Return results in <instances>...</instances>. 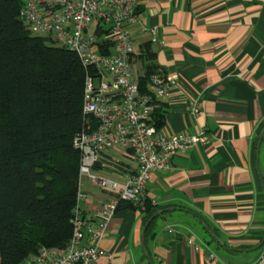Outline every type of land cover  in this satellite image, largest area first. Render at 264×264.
Returning <instances> with one entry per match:
<instances>
[{
    "label": "crops",
    "instance_id": "1",
    "mask_svg": "<svg viewBox=\"0 0 264 264\" xmlns=\"http://www.w3.org/2000/svg\"><path fill=\"white\" fill-rule=\"evenodd\" d=\"M127 25L136 53L147 43L177 80L157 99L165 130L203 131L205 140L178 149L169 169L151 172L145 192L163 211L153 235L144 231L142 244V210L119 209L100 242L105 254L93 264H253L264 248V133L256 152L264 127V0H137ZM193 102L199 110L191 115ZM112 148L106 153L119 158L120 170L99 171L120 179L136 160ZM81 189L88 193L81 211L95 215L109 194L86 176ZM196 223L209 232L202 236Z\"/></svg>",
    "mask_w": 264,
    "mask_h": 264
},
{
    "label": "trees",
    "instance_id": "2",
    "mask_svg": "<svg viewBox=\"0 0 264 264\" xmlns=\"http://www.w3.org/2000/svg\"><path fill=\"white\" fill-rule=\"evenodd\" d=\"M21 6L22 0H0V264H22L41 247L67 246L80 161L72 140L85 123V69L77 54L33 32L20 17ZM136 54L139 90L145 93L149 76L160 68L147 43ZM163 121L155 107L149 122L160 127ZM123 208L137 209L119 200L117 210ZM161 209L146 197L145 238L153 235ZM196 225L201 235L209 232Z\"/></svg>",
    "mask_w": 264,
    "mask_h": 264
},
{
    "label": "built area",
    "instance_id": "3",
    "mask_svg": "<svg viewBox=\"0 0 264 264\" xmlns=\"http://www.w3.org/2000/svg\"><path fill=\"white\" fill-rule=\"evenodd\" d=\"M136 6L137 0H22L20 17L29 28L75 51L85 69V123L72 140L80 152L72 235L63 250L41 247L22 264H93L105 254L100 242L117 211L118 201L143 209L148 197L145 185L151 172L169 169L171 157L178 149L205 140L203 131L178 135L149 122L157 99L177 87V80L158 69L149 76V91L140 92L131 61L137 49L127 25ZM99 28L104 30L98 35ZM157 30L155 26L149 29L151 40L157 39ZM198 110L194 102L189 107L191 115ZM112 147L130 151L136 160L135 167L125 171L120 179L99 171L120 170L116 166L119 158L106 153ZM97 163L99 168L94 167ZM83 176L109 194L90 217L80 207L88 197L81 189ZM263 263L264 248L253 264Z\"/></svg>",
    "mask_w": 264,
    "mask_h": 264
},
{
    "label": "water",
    "instance_id": "4",
    "mask_svg": "<svg viewBox=\"0 0 264 264\" xmlns=\"http://www.w3.org/2000/svg\"><path fill=\"white\" fill-rule=\"evenodd\" d=\"M263 133H264V127L262 128V130H261V132H260V134L258 136V139H257L256 152H258V150H259V146H260V142H261ZM147 224H148V222H146V224L144 225V227L142 229V244H143V234H144V231H145V228H146Z\"/></svg>",
    "mask_w": 264,
    "mask_h": 264
},
{
    "label": "rangeland",
    "instance_id": "5",
    "mask_svg": "<svg viewBox=\"0 0 264 264\" xmlns=\"http://www.w3.org/2000/svg\"><path fill=\"white\" fill-rule=\"evenodd\" d=\"M92 28H93V24L90 25L89 31H90ZM134 72H135V74H138V72H141V69H140V67H139L138 65H135V66H134ZM114 150H115V149L111 148V151H114ZM114 153H116V152H114ZM115 157H116V156H115Z\"/></svg>",
    "mask_w": 264,
    "mask_h": 264
}]
</instances>
